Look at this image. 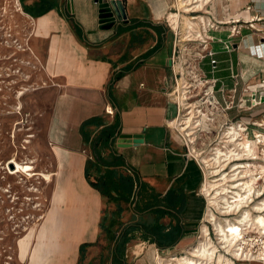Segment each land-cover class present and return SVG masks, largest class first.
Wrapping results in <instances>:
<instances>
[{
	"label": "crops",
	"instance_id": "obj_1",
	"mask_svg": "<svg viewBox=\"0 0 264 264\" xmlns=\"http://www.w3.org/2000/svg\"><path fill=\"white\" fill-rule=\"evenodd\" d=\"M27 3L33 14L29 16L33 24L29 51L38 64L39 79L49 85L40 94L44 139L35 143V150L52 173L49 207L39 218L43 219L40 226L50 228L52 242H46L35 258L27 253L20 259L16 249V263L78 264L84 247H88L87 253L95 242H102L107 199L90 180L106 168L129 174L135 168L141 179L161 194L175 187L182 189L185 205L181 219L186 233L168 250H184L193 244L189 241L207 212L201 192L203 167L187 151L186 139L173 125L184 83L178 71L191 67L197 75L194 80L205 83L208 93L197 99L198 106L215 125L236 120L247 124L249 131L264 132V0H207L201 9L194 6L199 9L195 22L189 15L177 14L176 24L169 18L174 14V0H123L127 21L116 19L106 27L99 23L101 7L96 0ZM183 16L190 17L192 24H186ZM202 22L208 23L206 34L215 40L202 48L198 42L175 41L172 27L180 29L183 39L195 23ZM211 24H217V29ZM232 25L240 26L241 34L227 46L224 41ZM177 45L180 62L174 56ZM206 49L214 55H204ZM206 103L211 107L203 106ZM89 118L97 120L83 126ZM117 122L114 141L101 147L100 155L109 164L114 163V155H120V165L99 164L87 177L85 164L94 160L90 140ZM83 131L88 138L83 137ZM120 133H144L143 142L119 147L118 142L131 141L120 138ZM132 205L122 203L123 209H116L121 218L112 229L105 264H112L116 238L127 224L155 222L154 214H139ZM158 222L168 230L176 219L165 214ZM168 254L136 230L125 245L124 260L125 264H158L157 255Z\"/></svg>",
	"mask_w": 264,
	"mask_h": 264
},
{
	"label": "rangeland",
	"instance_id": "obj_2",
	"mask_svg": "<svg viewBox=\"0 0 264 264\" xmlns=\"http://www.w3.org/2000/svg\"><path fill=\"white\" fill-rule=\"evenodd\" d=\"M27 1L18 0L20 8L29 16H33L32 8ZM12 4L14 3L11 0H0V8L6 7L5 16L0 18V21L4 20L0 23V27H6L5 29L0 28V264H17L16 242L18 238L24 236L30 226L35 225L38 228L41 225L43 219L39 218L49 207L48 192L51 183H47V180L52 179V173L49 172L51 170L42 164L43 156L35 150V143L44 139L42 128L44 119L39 120L40 94L49 88V85L46 81L42 82L39 79L38 64L35 60H32L29 51L28 38L33 25L32 19L21 18L20 14L13 11ZM4 31H7V35ZM16 39L22 43L24 50L21 54L13 55V52L16 51L15 42L13 41ZM6 41H9V47L6 46ZM186 79L185 76L184 80ZM19 90H23V93L18 97L17 92ZM195 91L192 90L190 92L191 97L186 99L185 97L182 99V93L181 96H178L179 109L173 117L175 119L173 125L180 130L183 138L187 141L189 149H193V154L200 161L204 170V182L209 181V184H213L212 186L206 185L207 190H201L203 196H206L207 201L214 205L217 210L226 211L228 205L231 204L230 201H233V199H230L233 194L223 195L225 196L223 200L218 196L221 186L227 187L230 183L228 179L229 174H231L230 165L235 161L252 160L242 156L240 159H232L229 163H224L223 166L213 164V167L212 164H207L203 160L205 157H210L208 156L209 153H212L216 144H219L222 140L225 128L236 120H229L221 126L215 125V122L210 120V116L204 115L206 111L201 110L202 107L198 106L200 103L197 101L198 96L194 95ZM185 102L186 104H184ZM203 106L207 109L211 107L208 103ZM47 109L48 102L44 103L43 111L45 114ZM39 125L41 128H39ZM251 127L248 126V128ZM249 135V141H251L252 134ZM25 138L29 139L28 143L25 142ZM251 146L252 152L259 157V160L257 158L254 163L264 162L260 147L253 145V143ZM14 153H18V156ZM13 158L15 162H13ZM8 160L7 170L5 168ZM22 160H32L33 162L22 163ZM10 164H12V167ZM15 164L19 169H16ZM250 167L254 168L253 165ZM260 176V179L256 180V186H264V173ZM9 184L13 187L10 188V191H12L10 194H13L10 197H8L9 192L6 191ZM32 187L37 188L38 193L36 192L33 195L30 193L31 191H27V188ZM14 192L16 193L14 194ZM255 196L256 194H253L247 202L241 204L246 205L245 210H251L256 203H260L264 199V191L262 196L256 197L257 199H254ZM12 197H14L13 201H11ZM219 199L221 200L220 203H218ZM251 199L252 201H250ZM211 206H208V210L212 216L207 215V217L209 219L213 218V222L216 221V224L224 227L225 221L220 222L215 218V214L210 209ZM20 208H24L23 211H20ZM116 209L117 201L107 200L103 211L105 217L102 220L99 238L102 242H95L87 253L85 251L88 250V247H84L79 253L78 264L106 263L107 253L111 247L112 229L121 218V213L116 212ZM198 235L199 227L189 242H196ZM211 238L215 242L216 238L212 234ZM211 238L209 237V239ZM168 253H173V250H167Z\"/></svg>",
	"mask_w": 264,
	"mask_h": 264
},
{
	"label": "bare ground",
	"instance_id": "obj_3",
	"mask_svg": "<svg viewBox=\"0 0 264 264\" xmlns=\"http://www.w3.org/2000/svg\"><path fill=\"white\" fill-rule=\"evenodd\" d=\"M11 1L14 3L12 4V7H14L13 11L20 14L21 18H26V19L30 18L27 13L21 10L18 0H11ZM178 3H179V6L182 7L183 9L188 4V2L184 0H179ZM190 3H192V1ZM5 13H6V7L3 6L0 8V18L4 17ZM177 16H178L177 14H170L169 18L173 20L174 23L176 24ZM182 18H184V22L186 24H192V22L190 21V17L183 16ZM3 21L4 20L0 21V23ZM0 28L5 29L6 27H0ZM4 33H6L7 35V31H4ZM13 42H15L14 45L16 49V51L14 50L15 52H13L14 53L13 55L21 54V52H23L24 50L22 43H20V41L18 42L17 39L14 40ZM6 46L9 47V41H6ZM184 89L185 87L182 84L181 86V93L183 96L182 99L185 97ZM22 93H23V90H19L17 92V96L18 97L21 96ZM184 104H186V102ZM182 128L185 129L184 127ZM250 133L252 134L251 141H249L250 137H248ZM25 142L28 143L29 139L25 138ZM252 143L253 145L255 144L260 147L261 149L260 151L262 152L261 157H262V160H264V132L249 131L243 123H241L240 121H236L235 123H232L225 128V131L223 132L222 140L219 142V144H216V146L213 148V152L209 153L208 156L210 157L208 158L205 157L203 159L205 162H207V164H212V167H213V164H215V166L217 165L223 166L224 163H229L230 160L232 159H240V157L242 156H246V158H249L250 160H252V161H245V162L235 161L233 164L230 165L231 174H229V178H228L230 183L227 185V187L223 185L221 186L222 188L220 189L219 196H218V198L223 200L225 198V196L223 195L232 193L233 197L231 196L232 198H230V199H233V201L232 200L230 201L232 205L229 204L228 205L229 207L227 208V210L226 211L222 210V211H224L225 213L238 211L239 215L235 217L234 220L225 219L226 221L225 226L222 227L216 224L215 223L216 221L213 222L214 221L213 218L209 219L207 217V215L212 216L209 210H207L206 218L209 220H212L213 225L215 224L214 230H215V236H216L217 242H228L229 244L234 243V242H243L244 241L243 234L245 232V230L243 229L246 228L247 224L250 227L251 226L254 227L256 230H258V232L264 233V213H263L264 212V199H262L260 203H256L253 209H251V210L256 211V213L254 214L251 212V210L244 209L246 205H241L242 203L247 202V200L250 199L249 197H252L253 194H256L255 197L262 196L263 191H264V186L255 185L256 180H258V178L260 179L261 177L260 175L264 173V162L254 163V161L257 158L259 160V157L258 155H255L252 152L253 150L251 146ZM17 154L14 153V155L18 156ZM13 162H15L14 158H13ZM27 162H33V161L32 160H26V161L22 160V163H27ZM251 165L254 166L253 169L250 167ZM15 166H16V169H19L17 164H15ZM50 182L51 180L48 179L47 183H50ZM209 183H210L209 181L208 182L205 181L203 183L202 189L207 190L208 188L206 187V185H210V186L213 185ZM32 189L37 191V188L35 187H32ZM220 194H222V196H220ZM220 199L218 203L221 202ZM250 201H252V199ZM49 212H51V210ZM207 235L208 233H206L205 226L203 225L201 227V235L198 237L196 241V242H202V243H199L196 246L197 249L190 250L191 255H188V256H196L197 258L204 259V261L212 258V250H210V248L208 247L209 244L207 242H210V241L214 242V241L209 239ZM51 239H52V232L48 226L46 227H44V225L40 226L38 230H36L34 226H31L29 231L21 238H18L16 242L19 258L20 259L24 258L27 253H29L31 258H35L39 249L43 247V245L46 244V242H52ZM176 260L184 264H203V261L197 262V260L194 259L193 257H183V256L176 257ZM218 261H220V258L218 259Z\"/></svg>",
	"mask_w": 264,
	"mask_h": 264
},
{
	"label": "trees",
	"instance_id": "obj_4",
	"mask_svg": "<svg viewBox=\"0 0 264 264\" xmlns=\"http://www.w3.org/2000/svg\"><path fill=\"white\" fill-rule=\"evenodd\" d=\"M112 81V80H111ZM110 88V83H109ZM97 118H89L83 122H96ZM118 122L105 126L101 132L90 140L94 160H87L85 174L89 177L91 168H98V165H120V155L113 156V164L100 155V148L111 143L115 139ZM83 137L88 138L83 131ZM133 174L123 173L117 168H106L90 184L101 196L107 200L117 201V211L123 209L122 203L133 204L135 212L139 214L150 213L155 215V222H134L127 224L117 236L112 250V264H125L124 249L126 243L138 230L144 240L155 243L161 249H171L179 243V240L186 233L184 221L181 219V212L185 205L184 193L180 188H171L165 194L157 192L154 188L144 182L137 169L132 168ZM115 193V194H114ZM165 214L176 219V223L168 230L158 220ZM114 238V236H113Z\"/></svg>",
	"mask_w": 264,
	"mask_h": 264
},
{
	"label": "built area",
	"instance_id": "obj_5",
	"mask_svg": "<svg viewBox=\"0 0 264 264\" xmlns=\"http://www.w3.org/2000/svg\"><path fill=\"white\" fill-rule=\"evenodd\" d=\"M96 1L99 2L98 0H96ZM100 1L104 2L107 0H100ZM121 1H123V0H121ZM174 1H175V6L172 7V11H173L172 13L178 14V15L180 13L188 14L191 17V19L195 22V15L194 14H195V12H198L199 9H201L202 7H200L199 9H196V7L194 8V5H200L201 6L207 0H191L192 3H190L191 1H189V0H184V1L188 2V4L185 6L184 9L179 6V3H178L179 0H174ZM187 9H189V10H187ZM99 23L102 27L108 26V24H106V23H101L100 19H99ZM216 25L211 24V26L210 25L209 26L214 28V29H217L218 26H216ZM172 28L174 30L175 41L179 42V43L180 42H198L199 47L202 48V47H204V44H206L207 41L215 40V38L210 37L209 35L206 34V32H207L206 30L208 28V23H206V25H205L202 22L201 25H198V26H197V23H195L194 28L191 29L190 31H187L186 37L183 39H181L180 29L174 28V27H172ZM240 34H241L240 26L232 25L229 29V34H228L229 37L226 41H224V43L227 46H230V42L232 41V38L234 36L240 35ZM179 52H180L179 47L177 45V50L174 53L176 62H180ZM204 55L212 56V55H214V51H212L211 49H208V50L206 49V53ZM203 56H201V57H203ZM210 61H211V63H215V59H211ZM178 76L180 78L182 76L185 78V76H186V78H187L186 80H184V83H183V85L185 87V89H184L185 99L187 97H191L190 92L192 90H196L194 92V95L198 96L199 99H202V96H204L208 93V91H206V87H204L205 83H202L201 80H199V78H197V81L194 80V77H197V75L193 72L191 67H187L185 72L184 71H181V72L178 71ZM197 89H199V90H197ZM201 89H202V91H201ZM200 93H201V96L198 95ZM109 112H111V111H109ZM187 151L191 155L193 154V149L192 150L189 149L188 146H187ZM8 163H9V160L6 162V168L5 169H7ZM8 186H9V188L8 187L7 188L5 187V188L7 189L6 191L9 192L8 197H10L11 195H13V194H10V192H12V191H10V188H13V187L10 184ZM27 189H28L27 191H31L30 193L33 195L37 192L36 190H34L32 188H27ZM15 193L16 192H14V194ZM204 197L206 200V212H207V210L209 209L208 206H211L212 204H210V202L207 201L206 196H204ZM255 198L256 197H254V199ZM13 200H14V197L11 198V201H13ZM23 209L20 208V211H23ZM210 209L215 214V218L220 222L225 221V219L234 220V218L239 215L238 211L237 212H229V213H225L224 211H219L215 208L214 205H212ZM251 212L253 214L256 213V211H254V210H251ZM225 223H226V221H225ZM203 225L207 229V233H208L207 236L211 238V234H212L214 236V238H216L213 222H212V220H209L206 218V213H205L202 221L200 222L199 235L197 236V239L201 235V226H203ZM243 230H245V232L243 234V237H244L243 242H234V243L229 244L228 242H217V239H215V242H207L209 244L208 247L210 248V250H212V258L211 259L204 261V259L197 258L196 256H188V255H191L190 250L197 249L196 246L199 243H202V242H194L193 244H191L190 246H188L187 248H185L184 250H182L180 252H174V253H171L168 255H161V256L157 255L158 264H184V263H181L178 260H176V257H182V256L183 257H193L194 259L197 260V262L203 261V264H264V233L258 232V230H256L252 226L250 227L248 224L246 225V228ZM219 255H220V257H219ZM219 258H220V261H218Z\"/></svg>",
	"mask_w": 264,
	"mask_h": 264
},
{
	"label": "water",
	"instance_id": "obj_6",
	"mask_svg": "<svg viewBox=\"0 0 264 264\" xmlns=\"http://www.w3.org/2000/svg\"><path fill=\"white\" fill-rule=\"evenodd\" d=\"M99 1L100 8V22L106 23L108 26H112L115 23V19L119 21H127L125 13V6L121 0H107ZM119 137L122 139H131L130 142H118L117 146L125 148L131 147L137 143L143 142L144 133H120ZM12 167V164H10Z\"/></svg>",
	"mask_w": 264,
	"mask_h": 264
}]
</instances>
